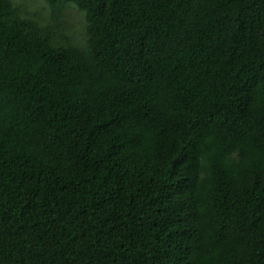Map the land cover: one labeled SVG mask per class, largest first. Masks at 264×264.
<instances>
[{
  "label": "trees",
  "instance_id": "16d2710c",
  "mask_svg": "<svg viewBox=\"0 0 264 264\" xmlns=\"http://www.w3.org/2000/svg\"><path fill=\"white\" fill-rule=\"evenodd\" d=\"M44 2L0 0V264H264V0Z\"/></svg>",
  "mask_w": 264,
  "mask_h": 264
},
{
  "label": "rangeland",
  "instance_id": "374dc122",
  "mask_svg": "<svg viewBox=\"0 0 264 264\" xmlns=\"http://www.w3.org/2000/svg\"><path fill=\"white\" fill-rule=\"evenodd\" d=\"M16 5H18L22 11L27 14L40 15L43 19L42 21L46 22L49 20V9L44 2V0H12ZM65 23L67 24L66 29L69 31L79 30L81 31L83 25V16L77 11L73 5L67 6L65 8ZM81 41V33L78 34Z\"/></svg>",
  "mask_w": 264,
  "mask_h": 264
}]
</instances>
